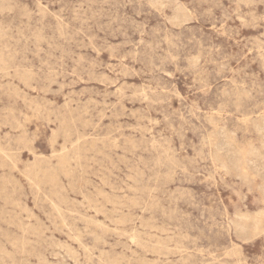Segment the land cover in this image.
<instances>
[{"label": "rangeland", "instance_id": "obj_1", "mask_svg": "<svg viewBox=\"0 0 264 264\" xmlns=\"http://www.w3.org/2000/svg\"><path fill=\"white\" fill-rule=\"evenodd\" d=\"M0 264H264V0H0Z\"/></svg>", "mask_w": 264, "mask_h": 264}, {"label": "bare ground", "instance_id": "obj_2", "mask_svg": "<svg viewBox=\"0 0 264 264\" xmlns=\"http://www.w3.org/2000/svg\"><path fill=\"white\" fill-rule=\"evenodd\" d=\"M263 115V114H262ZM231 226V225H230Z\"/></svg>", "mask_w": 264, "mask_h": 264}]
</instances>
